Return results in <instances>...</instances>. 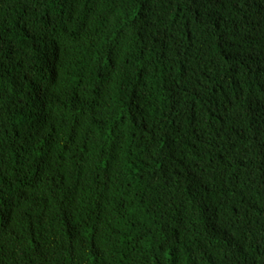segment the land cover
Here are the masks:
<instances>
[{
  "label": "trees",
  "instance_id": "trees-1",
  "mask_svg": "<svg viewBox=\"0 0 264 264\" xmlns=\"http://www.w3.org/2000/svg\"><path fill=\"white\" fill-rule=\"evenodd\" d=\"M0 264H264V0H0Z\"/></svg>",
  "mask_w": 264,
  "mask_h": 264
}]
</instances>
